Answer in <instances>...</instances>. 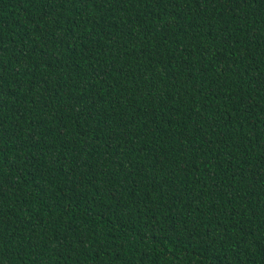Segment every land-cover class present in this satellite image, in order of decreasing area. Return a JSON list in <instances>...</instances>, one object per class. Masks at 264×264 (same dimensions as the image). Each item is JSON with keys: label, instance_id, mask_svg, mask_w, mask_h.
<instances>
[{"label": "trees", "instance_id": "obj_1", "mask_svg": "<svg viewBox=\"0 0 264 264\" xmlns=\"http://www.w3.org/2000/svg\"><path fill=\"white\" fill-rule=\"evenodd\" d=\"M0 264H264V0H0Z\"/></svg>", "mask_w": 264, "mask_h": 264}]
</instances>
